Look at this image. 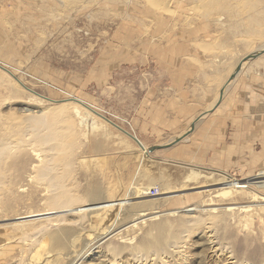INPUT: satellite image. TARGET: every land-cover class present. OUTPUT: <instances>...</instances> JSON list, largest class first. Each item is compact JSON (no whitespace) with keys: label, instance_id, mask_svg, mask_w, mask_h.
<instances>
[{"label":"rangeland","instance_id":"1","mask_svg":"<svg viewBox=\"0 0 264 264\" xmlns=\"http://www.w3.org/2000/svg\"><path fill=\"white\" fill-rule=\"evenodd\" d=\"M111 1L114 0H80L74 5L68 2L65 7L61 0L59 3L55 0H0V66L5 68L0 67V114L3 122L9 118H19V122L20 118L31 112L77 98L134 135L131 126L121 120H127L134 114L131 102L123 96L124 91H120L121 96L115 97L118 85L170 84L175 79L184 82L188 79L184 72L205 65L206 69H211L209 71L213 68L223 69L226 80L227 75L230 78L233 76L238 65L255 54L258 56L244 62L242 72L236 79L241 84L249 75L252 78L250 88L253 89L259 81L257 77L261 78L264 42L245 51L240 47L243 38H228L225 17H220L223 18L221 24L215 23L205 17L203 11L190 10L187 4L174 2L172 6L180 20L176 26L170 25V15L158 11L170 23L163 27L160 43L154 44V38H146L147 34L139 26L143 20L150 24V18L147 19L150 16L146 12H153V9L148 5L143 10L133 8V16L128 13L133 18L124 21L121 19L122 13L125 14L121 3ZM140 2L146 4L145 0ZM82 3L84 7H81ZM159 3H165V0ZM187 16L188 21L185 20ZM122 22L135 26L133 29L137 28V34L126 35L120 30ZM211 42L214 51H202ZM155 45L157 47H153ZM233 82L222 87L226 88V93L236 84ZM12 83L17 85L12 87ZM256 91L264 98V89L257 88ZM221 92L218 93L220 99ZM68 114L75 121L78 144L75 143L73 150L61 155L65 164L52 168L58 175L62 174L61 185L71 198L76 199L75 208L83 205L80 200L86 199V193L93 189L101 190L105 197L100 203H110V206L94 213L86 211L81 216L69 214L65 222L57 227L30 233L32 229L28 223H23V228L20 225V229L17 228L20 223L13 220L18 217L16 215L43 211V200L47 193L42 185L36 186L39 184L30 182L34 188L30 186L28 174H25L20 180L22 184L16 182L15 189H11L14 191L12 195L1 196V202L5 205H0V264H73L79 259L78 254L87 253L88 250L89 255L86 254L87 258L79 261V264H264V201L257 198L259 193L264 197V186H258L256 180H247L264 169L248 168L247 163L240 170L229 169L220 153L212 154L213 149L220 148L209 145V152L205 153L208 144L205 132L188 133L193 122L180 131L167 132L157 142L154 139L151 141L165 144L185 134L184 139L173 148L152 153L154 158L178 163L172 164L144 160V152H139L135 141L97 115L88 116V126L93 122L96 126L86 130L78 124L71 108ZM115 114L121 119L114 117ZM14 135V138L8 137L5 141L13 143L17 137L25 135L30 140L26 130ZM29 150L27 148L22 152L26 154L23 156L24 164L37 163ZM196 167L202 169L203 176L196 181H186L190 169ZM214 170L218 173L212 174ZM223 173L236 181L246 180L250 186L237 189L238 192L232 196H224V191L232 188ZM74 181L76 187L68 184ZM21 187L24 188L23 192ZM156 187L159 195L151 196L150 191ZM138 194L149 199L147 206L133 204ZM181 195L185 196L186 204L179 200ZM36 196L40 200L35 204L38 208H28ZM194 206H198V211L192 214L181 213L174 217L168 213L158 219L150 218L156 213ZM249 206L252 207L247 211L245 207ZM142 212L149 214L145 222L138 219ZM194 217L201 218L198 226L182 232L184 230L180 229L179 221ZM112 225L115 235L96 242ZM160 225L162 236L165 234L164 251L155 247L146 249V244L160 237ZM23 232L33 237L26 240ZM172 245L179 246V249H174Z\"/></svg>","mask_w":264,"mask_h":264},{"label":"bare ground","instance_id":"2","mask_svg":"<svg viewBox=\"0 0 264 264\" xmlns=\"http://www.w3.org/2000/svg\"><path fill=\"white\" fill-rule=\"evenodd\" d=\"M55 1L60 2V0H55ZM61 1L62 2H60V3L61 4L64 3V6H65L66 3H68V2H73V5H74V3L77 4L80 0H61ZM114 1H111V2H113L115 4L121 3L122 12L123 11L125 12V14L122 13L121 19L124 21L133 18L130 16V15H132L131 11L133 8L137 7V8H141V10H143V8L147 9L146 7L148 5V6H150V8L153 9V12H150V13L148 11L146 12V15L150 16V17H147V19L150 18V24H149L150 26L144 20H143V22L139 23L140 24L139 26H141L142 30H144L145 33L147 34L146 38H148L147 36H152L154 38V42H155L154 44L160 43V35L162 34L161 31H163V27L165 26V24L168 25V23L172 22L170 25L173 24L176 26L180 20V18L178 19V17L176 16V12L174 11L175 9L172 6L174 2H179V4H183V5L187 4V6L190 10H194V9L196 10L197 9V10H200L199 12L203 11L204 16L207 17L208 19L213 20L215 23H220L223 20V18H220V17H225L227 20L225 24H226V26L228 25L227 26L228 27V31H227L228 32V38L229 39H236L238 37L243 38V40L240 44V47L242 49H244L245 51H249L251 49H254L256 44L264 42V0H165V3H159V2H161V0H145L146 4H144V5H142L140 0H136V1L135 0H121V1L114 0ZM81 7H84V3H82ZM71 9L74 10V8H71ZM76 10H77V7H76ZM158 11H161L164 14L170 15L169 16L170 22H167V19H165L163 17L164 15L162 16L161 14L158 13ZM188 17L189 16L185 17L186 21H188ZM88 18H90V17H88ZM223 24L224 23L222 22V25ZM133 28H135V26H133L131 24H123V22H122V25L120 26V30L126 32V35H128V34L136 35L138 30H137V28H136V30H134ZM150 28H152V31H150ZM131 37H133V36H131ZM134 38H136V37H134ZM141 38H139V40ZM139 40H138V42H139ZM212 45H213V42H211L210 45L203 47L202 51H204V52L206 51L207 53L214 51L215 47ZM145 46H147V45H145ZM145 46H143V47H145ZM223 46H224V44H223ZM153 47H157V45H155ZM145 49H146V47L144 48V50ZM243 66H244V62H242L240 65H238L239 71H240L239 73L242 72ZM262 67H264V66H262ZM239 73H238V75H239ZM236 77L234 79H236ZM229 84H230V82L227 85H229ZM16 85H17V83L11 84L12 87H14ZM223 90L225 92V89H223ZM15 93L18 94L17 91H15ZM69 101H72V102L62 103L58 106L51 107V108L40 109V111H37V112L35 111L33 113L31 112L29 115H26L23 118H20L19 122H18L19 118H12V119L9 118L8 121L3 122L2 116L0 114V205H2V206L5 205V203L3 205V203L1 202L2 194L12 195L14 191H11V189L16 187V185H17L16 182L23 180L25 174H28L27 175V181L29 183L32 182L33 184L34 183L39 184L36 186L42 185V186L46 187L45 189H46L47 196L43 195L44 196L43 204L45 206V209H43V211L29 212L23 216L16 215L18 217L15 220H13L14 223H20L17 226V228L20 227V225H22L23 223H28V225L31 226L30 229H32L30 231V233L34 232V231L42 232V231L57 227L66 219L67 215H69V214H77V215L81 216V215H84L86 213V211L94 213V212L103 210L105 208H108L110 206V203H108V204L102 203L101 204L100 202H102L104 200L105 196L103 195L101 190L93 189V191L86 193L87 198L82 199V201L77 196V198L80 200L81 204L83 203V205H81V207L79 206V207L75 208L76 199L71 198L69 193L61 185V182L63 180L61 177L62 174L60 176V174L58 175L54 170L55 165L65 164L66 161L64 160V158L61 157V155L64 152H66L67 150L68 151L73 150L74 145L77 141L76 137H75L76 136V129H77L76 125H75V121L68 114L70 108H71V110H73L75 117L78 119V124L81 126V128H83V129L86 128V130H87V129H89L88 127L91 128V126H92V128H95V126H96V124L94 122H93V124H90L88 126L87 120L92 115V113L87 108L82 106V104L75 102L73 99L69 100ZM24 130H26L28 132L30 140L26 139V135H25V136H22L20 138L17 137L16 140L14 139L15 141L13 143H7L5 141V139L8 137L14 138L15 137L14 134L16 132L21 131L22 133H24ZM78 142H80V141H78ZM76 144H78V143H76ZM27 148H29L31 150V151L29 150V152L34 156V159L36 158L37 163L33 162V164H31L30 162H27L24 164V162H23L24 157L23 156H25L26 154H23L22 152L26 151ZM74 153H75V150H74ZM30 165H31V168L29 167ZM52 166L54 169L52 168ZM28 167H29V169H28ZM28 171H29V173H28ZM67 173H69V172H67ZM214 173L215 172H212V174H214ZM201 176H203V174L201 173L200 169L191 168L189 175L186 178V181H188V182L196 181L197 179L201 178ZM225 178L229 180V186L232 188V190L226 189V191H224V193H223L224 196H228V197L232 196L234 194V192H238V191H236L237 189L248 187L247 185L243 184L240 181L233 180L227 176ZM66 180H68V179H66ZM75 182L76 181H74L73 183L68 182V184H74L75 185ZM21 184H22V182H21ZM33 184L30 183V186H32ZM18 185H19V183H18ZM74 185H73V187H74ZM75 187H76V185H75ZM22 188L23 187H21V191L23 192L24 188L23 189ZM25 188H27V187H25ZM41 189H42V187H41ZM16 192H17V190H16ZM39 192L40 191H38L37 193H39ZM73 192H76V191L73 190ZM255 194H257V193H255ZM259 194H261V193H259ZM259 194H257V198L264 201V197L260 196ZM29 195H31V194H29ZM106 196H108V195H106ZM181 196L182 197L179 200L181 201L182 204H186V201L184 200V199H186L185 196L184 197H183V195H181ZM30 198L32 199V197H30ZM80 198H82V197H80ZM2 199H3V197H2ZM38 201H40V200H38L37 196L34 197L31 200V203L27 207L32 208L34 210L35 204ZM148 201H149L148 198H145L141 194H138V196H135L133 204L140 205V206L141 205L147 206ZM16 202H17V200H16ZM24 202H22V203H24ZM259 205H261V204H259ZM9 207H11V206H9ZM197 207L194 206V208H190V209L178 208L174 211H169L167 213L166 212L165 213H156L155 215H150V218L151 219H158L160 216H162L164 214H168V213L174 217L180 215L181 213L192 214V213L198 211ZM251 207L252 206L245 207V208L247 209V211H249L251 209ZM35 208H38V206H36ZM2 209L3 208H1V210ZM13 210H14L13 212H15V208ZM147 215H149L147 212H142L141 217H139L138 219L145 222L147 219ZM13 216H14V214H13ZM6 217H7V215H6ZM199 219H201V218H197V217H194L193 219H189V218L184 219L183 218L182 221H179L180 222L179 227H182L180 229L181 230L183 229L184 231H182V232L185 233L189 227H190V229L197 227L198 224L200 223ZM14 225H16V224H14ZM23 226L24 225H22V228H23ZM158 227L161 230V235L159 234L160 237L157 239L153 238L154 240L151 242V244L149 243L150 245L146 244V246H145L146 249H151L152 247L158 248L159 250L163 249L162 246L165 245V238H164L165 234H163V236H162V230H163L162 226L160 225ZM163 227H164V225H163ZM113 228H114L113 225H112V227L107 228L106 232L105 233L103 232L104 233L103 236H100L96 240V242H102V241L114 236L115 232H114ZM20 229H21V227H20ZM199 229H200V227H199ZM14 230H16V229H14ZM14 230H12L11 232H14ZM157 230H156V233H157ZM25 231H27V230H25ZM147 234H149V231ZM189 234H190V232H189ZM173 236H174V234H173ZM23 237L26 240H30L33 237V235H31L29 233L27 234L25 232ZM175 237H176V235H175ZM166 240H168V239H166ZM171 247H174V249H179V246H177V245H172ZM89 249H90V247H89ZM163 251H164V249H163ZM86 254L89 255V250L87 253L83 252V253H81V255L78 254L77 256L79 259H77V260L74 259L75 263H73V264H79V261L87 258ZM112 254L115 255V253H112ZM22 255H24V254H22ZM23 259H25V258H23ZM137 259H139V257ZM185 259L186 258H184V260ZM177 260H176V262H177Z\"/></svg>","mask_w":264,"mask_h":264},{"label":"crops","instance_id":"3","mask_svg":"<svg viewBox=\"0 0 264 264\" xmlns=\"http://www.w3.org/2000/svg\"><path fill=\"white\" fill-rule=\"evenodd\" d=\"M206 67L189 68L183 73L188 75L184 82L172 79L174 81L170 84L152 82L121 84L118 88L114 86L118 91L115 97L121 96L120 91H124L123 96L131 102L134 114L128 117L129 120L121 119L116 114L114 117L128 123L145 148L162 147L153 153L173 148L178 143L170 144L184 138L185 134L165 144L152 143L153 139L157 142L167 132L180 131L186 124L193 122L191 128L194 125V129L191 132H205L208 135L207 140L210 142L207 141L205 153L209 152L210 146L220 148L213 149L212 154L220 153L229 169L240 170L246 163L248 168L264 169V98L256 91L257 88L264 89V68L261 78L257 77V88H250L252 78L246 75L241 84L238 78L233 80L236 84L227 93L225 91L220 99L218 93L230 82V77L227 75L224 80L223 69L213 68L209 71L211 69L207 70ZM162 69L168 71L165 67ZM247 180H256L258 186H264V171ZM240 182L250 186L246 180Z\"/></svg>","mask_w":264,"mask_h":264},{"label":"water","instance_id":"4","mask_svg":"<svg viewBox=\"0 0 264 264\" xmlns=\"http://www.w3.org/2000/svg\"><path fill=\"white\" fill-rule=\"evenodd\" d=\"M256 56H258V54H255V55L249 56V57H247V58L244 60V62L247 61V60H250V59H252V58H255ZM0 67H1L2 69H5V68H3L2 66H0ZM8 72H9V71H8ZM239 72H240V71H239V67H238V68L236 69L235 73L233 74V76L231 77L230 81L233 80V79L238 75ZM223 94H224V90H222V92H221V96H222V97H223ZM72 99H73L75 102H78V103L82 104V106H84L85 108H87L92 114L97 115L98 117H100V118L104 119L105 121H107L108 123L112 124L113 126H115L116 128H118L121 132H123L125 135H127L128 137H130L133 141H135V142L137 143L138 147L140 148V150L144 152V156H143V157H144V160H151V161H153V162H154V161H155V162H168V163H172V164H178V163H175V162H173V161H165L164 159L154 158V157L152 156V153H153L155 150L160 149V148H162V147H154V148H151V149L146 150L145 146L142 144V142H141V141H140L135 135H133L132 133L126 131L125 129H123V128H121V127H119L118 125H116L115 123H113L112 121H110L109 119H107L105 116H103V115L99 114L98 112L94 111L91 107H89L88 105H86L83 101H81V100H79V99H77V98H72ZM72 99H71V100H72ZM193 129H194V125L192 126L190 132H191ZM183 139H184V138L176 139V140L174 141V143H173V144H170V145L177 144V143H179L180 141H182ZM170 145H168V146H166V147H169ZM196 168H197V167H196ZM198 169H200V168H198ZM201 170H202V169H201ZM213 172H217V173H218V171H213ZM224 175H226L227 177L231 178V177H230L229 175H227V174H224Z\"/></svg>","mask_w":264,"mask_h":264},{"label":"built area","instance_id":"5","mask_svg":"<svg viewBox=\"0 0 264 264\" xmlns=\"http://www.w3.org/2000/svg\"><path fill=\"white\" fill-rule=\"evenodd\" d=\"M159 189L156 187V188H153L151 191H150V195L151 196H158L159 195Z\"/></svg>","mask_w":264,"mask_h":264}]
</instances>
